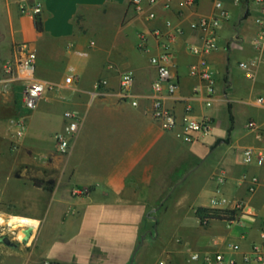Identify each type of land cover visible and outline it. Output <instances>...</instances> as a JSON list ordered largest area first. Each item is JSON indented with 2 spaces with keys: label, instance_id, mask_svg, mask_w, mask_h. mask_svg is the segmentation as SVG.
<instances>
[{
  "label": "crops",
  "instance_id": "obj_1",
  "mask_svg": "<svg viewBox=\"0 0 264 264\" xmlns=\"http://www.w3.org/2000/svg\"><path fill=\"white\" fill-rule=\"evenodd\" d=\"M129 1L0 0V219L15 239L0 245L4 264H190L191 253L240 261L260 244L264 159L258 164L256 157L264 156V1L163 0L150 7L143 0L141 13ZM217 1L228 18L207 55L214 95L206 107L193 97V88L203 92L205 84L190 75L198 59L191 48L205 45L199 24L215 17ZM36 5L41 33L33 23ZM152 11L159 20H147ZM164 20L177 30L170 65L179 83L177 100L167 106L180 117L189 105L193 117L211 119L210 133L198 142L163 131L150 115L156 78L150 59L159 51L149 31ZM24 45L36 54L38 79L63 84L72 76L73 84L40 99L18 141L13 125L24 114V83L15 73ZM124 73L132 74L136 107L118 97ZM100 80L107 84L99 87ZM256 88L259 96L250 98ZM67 111L80 122L60 154L54 135ZM45 137L51 150L41 148ZM244 150L253 152L248 164ZM217 187L226 200L217 209L234 211V220L203 223L196 209L213 208Z\"/></svg>",
  "mask_w": 264,
  "mask_h": 264
},
{
  "label": "built area",
  "instance_id": "obj_2",
  "mask_svg": "<svg viewBox=\"0 0 264 264\" xmlns=\"http://www.w3.org/2000/svg\"><path fill=\"white\" fill-rule=\"evenodd\" d=\"M163 0H146L150 7H154L161 3ZM264 1V0H263ZM129 6L133 11L141 13L143 11V0H130ZM165 9H169V5H164ZM217 14L215 17L208 21L202 20L200 28L205 33V45L203 47H192V53L198 58L196 63L190 66V75L198 78L204 82V91L201 92L198 86L193 88V97L202 98L204 105L210 107L213 102L214 95V79L211 76L212 72L207 60V55L214 48V39L216 37V29L219 24L228 18V13L224 9L222 2L215 3ZM34 14L41 12L40 5L33 8ZM147 20H159L155 12L147 14ZM176 29H172L171 22L164 20L161 26H155L149 31V35L156 43L158 53L151 57L150 63L156 70V78L152 83L151 92V105L150 115L152 119L158 123L160 128L165 132H174L175 135L187 143L198 142L202 137L208 135L211 130V119L204 117L197 119L191 115V108L189 105L185 106V112L180 117L176 112L167 106L169 100H177L176 94L179 88V83L176 76L171 71L170 56H171V43L173 42ZM145 36H141V43L145 41ZM23 56L17 62V72L15 76L23 80L24 89L22 92L21 108L24 112L14 122V136L17 139L23 137L27 127V116L33 112L38 105L40 99L50 91L60 92L64 87H69L73 84V77L67 76L63 84L52 83L38 79L35 76L36 70V54L28 46L22 47ZM241 68H246V63H240ZM9 74L13 73L12 65L5 68ZM106 80H100L98 86L106 85ZM133 77L130 73H124L120 76V89L118 97L120 100H127L132 106L138 105L135 96L132 94ZM257 105L261 106L263 101L261 98L256 100ZM63 129L54 135L55 150L60 154H64L69 149V144L72 137L77 133L79 128V117L70 111L63 114ZM255 128L254 123L248 125ZM242 162L248 164L253 158L251 150H244L241 153ZM264 156L257 155L256 161L262 164ZM252 181L257 183L259 179L253 177ZM264 184V177L261 179ZM224 177L220 176L218 183L222 185ZM78 190L73 191V194H78ZM215 196L211 199L213 209L226 205V200L222 196L220 187L215 189ZM203 223L208 220H201ZM230 251H237L238 246L228 245ZM188 261L190 264H264V232L260 233V244L254 246L250 253L242 255L240 261L236 258H226L221 253H191ZM163 264V263H160Z\"/></svg>",
  "mask_w": 264,
  "mask_h": 264
},
{
  "label": "trees",
  "instance_id": "obj_3",
  "mask_svg": "<svg viewBox=\"0 0 264 264\" xmlns=\"http://www.w3.org/2000/svg\"><path fill=\"white\" fill-rule=\"evenodd\" d=\"M33 23L38 33L43 32V23L40 14L34 15ZM34 184L37 187H42L44 190L48 192L52 190V187L50 185H43L42 183H38V182H35ZM195 213L200 220L233 221L235 216L234 211L213 209L207 207H198Z\"/></svg>",
  "mask_w": 264,
  "mask_h": 264
},
{
  "label": "rangeland",
  "instance_id": "obj_4",
  "mask_svg": "<svg viewBox=\"0 0 264 264\" xmlns=\"http://www.w3.org/2000/svg\"><path fill=\"white\" fill-rule=\"evenodd\" d=\"M63 69H64V66H62L61 71H62ZM258 94H259V91H258V89L256 88V89H254L253 92L251 93V95H250L251 97H250V98H255V97L259 96ZM22 138H23V137H22ZM22 138H20L18 141H20ZM41 148L44 149V150H51V149H52V141H51V139H49L48 137H45V141H44L43 145L41 146ZM0 220H1V219H0ZM1 224H2V225H1ZM6 233H7V234H6ZM4 237L7 238L8 240H9V239H13V236H12L11 232L8 231V230H6V228H5V224H4V221L1 220V221H0V245H4V243H3V241H2V239H3ZM22 237H23V234H21V233L19 232V233H18V236H17L18 242H21ZM13 240H15V239H13ZM13 240H12V241H13ZM12 241H11L12 244H16L15 241H13V242H12ZM9 242H10V240H9ZM0 264H4L3 261L0 262Z\"/></svg>",
  "mask_w": 264,
  "mask_h": 264
},
{
  "label": "water",
  "instance_id": "obj_5",
  "mask_svg": "<svg viewBox=\"0 0 264 264\" xmlns=\"http://www.w3.org/2000/svg\"><path fill=\"white\" fill-rule=\"evenodd\" d=\"M24 234H25V240H27V238H28V236H29V232H28V233L25 232ZM2 241H3V243H5V244H9V240H8L7 238H5V237L2 239Z\"/></svg>",
  "mask_w": 264,
  "mask_h": 264
},
{
  "label": "bare ground",
  "instance_id": "obj_6",
  "mask_svg": "<svg viewBox=\"0 0 264 264\" xmlns=\"http://www.w3.org/2000/svg\"><path fill=\"white\" fill-rule=\"evenodd\" d=\"M1 221V220H0ZM5 224V223H4ZM2 225V224H1Z\"/></svg>",
  "mask_w": 264,
  "mask_h": 264
}]
</instances>
